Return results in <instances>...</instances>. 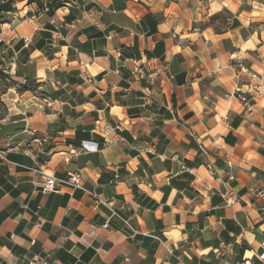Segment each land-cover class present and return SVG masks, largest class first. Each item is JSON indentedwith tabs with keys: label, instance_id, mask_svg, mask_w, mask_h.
Here are the masks:
<instances>
[{
	"label": "crops",
	"instance_id": "1",
	"mask_svg": "<svg viewBox=\"0 0 264 264\" xmlns=\"http://www.w3.org/2000/svg\"><path fill=\"white\" fill-rule=\"evenodd\" d=\"M2 4L0 264H235L264 244V0ZM42 172L82 186L43 192Z\"/></svg>",
	"mask_w": 264,
	"mask_h": 264
},
{
	"label": "built area",
	"instance_id": "2",
	"mask_svg": "<svg viewBox=\"0 0 264 264\" xmlns=\"http://www.w3.org/2000/svg\"><path fill=\"white\" fill-rule=\"evenodd\" d=\"M235 97L243 104L248 105L249 100L246 95L242 92L241 89H238L235 92ZM82 150L87 152H97L99 145L98 143L84 141L82 143ZM43 178L36 182L35 185L40 188L43 192H55L62 187H72V188H81L82 186V177L80 174L74 173L69 174L65 179H57L53 176H49L42 172ZM248 195L251 200L254 201L259 210V215L261 221L264 223V186L258 188H253L248 192ZM234 196H226L225 200L228 206L232 205V200ZM116 215V214H115ZM127 223V222H126ZM108 224L104 225V228H107ZM255 258L248 259L243 258L237 261L235 264H264V244H262L259 249L253 251ZM49 258L33 260L30 264H49Z\"/></svg>",
	"mask_w": 264,
	"mask_h": 264
},
{
	"label": "rangeland",
	"instance_id": "3",
	"mask_svg": "<svg viewBox=\"0 0 264 264\" xmlns=\"http://www.w3.org/2000/svg\"><path fill=\"white\" fill-rule=\"evenodd\" d=\"M2 1L5 0H0V11H1V6L3 5ZM3 19H4V15L0 14V29H1V24H3L2 23ZM2 51H3L2 47H0V116H1V111L5 108L4 107L5 102L2 99V95L5 91L6 85H9L6 80H10V74H9L10 71L6 69L5 66L6 61L5 60L3 61ZM242 255L244 256V258H248L252 260L255 258L254 254L251 253L250 250H248L246 253L243 252Z\"/></svg>",
	"mask_w": 264,
	"mask_h": 264
},
{
	"label": "trees",
	"instance_id": "4",
	"mask_svg": "<svg viewBox=\"0 0 264 264\" xmlns=\"http://www.w3.org/2000/svg\"><path fill=\"white\" fill-rule=\"evenodd\" d=\"M6 10L3 8V5L1 6V11L0 14H3V12H5Z\"/></svg>",
	"mask_w": 264,
	"mask_h": 264
}]
</instances>
